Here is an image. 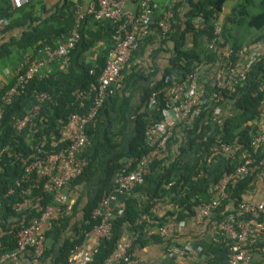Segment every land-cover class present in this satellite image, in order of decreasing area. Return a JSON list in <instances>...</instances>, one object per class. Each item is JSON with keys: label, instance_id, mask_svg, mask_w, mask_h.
Here are the masks:
<instances>
[{"label": "trees", "instance_id": "trees-1", "mask_svg": "<svg viewBox=\"0 0 264 264\" xmlns=\"http://www.w3.org/2000/svg\"><path fill=\"white\" fill-rule=\"evenodd\" d=\"M83 1L76 0L82 11L86 12L87 10H83ZM143 1L145 0H140L137 10L132 12L139 14L140 4ZM147 1L150 7L155 4ZM171 1L169 0L163 8L156 4L157 8L154 9L152 17L154 23L162 17ZM76 2L62 0L61 3L48 9L43 4L37 5L35 0H29V3L22 8L13 9L9 2L0 0V20L4 23V29L0 31V108L3 110L0 120V257L17 251L18 232L38 221L46 207L52 204V196L42 190L43 181L40 183L35 181V173L19 188L13 186L14 181L22 173L23 166L67 150L70 143L63 129L68 125L71 115H79L78 107L72 103L73 94L77 91H89L92 84H98V78L111 47L100 59H97L95 64L86 61L85 53L91 50L98 40L97 37L91 39L84 31L87 21H94L91 15H86L80 30V41L70 55L69 65L66 68L56 64L50 65L51 71H47V67L44 68L29 82L25 92L17 93L8 105H4L3 99L15 85V74L7 80L4 69L8 67V61L15 55L21 57L19 65L33 64L38 59V51L45 45L55 47L64 40L74 26ZM227 2L228 0H178L173 7L174 22L171 34L166 39H159L156 44L149 43L148 37L140 41V55L149 60L151 68L132 66L134 58L137 57L134 55L122 73L124 86L122 91L110 96L99 110L95 122L85 126L91 145L82 156L88 163L82 174L70 186L71 191L74 190V194L77 195L74 203L67 204L64 207L66 211L63 217L51 222L44 233L46 244L40 258L41 264H46L48 260H51L53 264H70L71 252L85 243L86 235L90 234L97 224L91 219V213L98 206L103 190L111 185L119 170L124 171L125 174L135 171L140 158L148 152L144 130L150 119L157 118L159 113V111L153 113L148 109L152 93L170 86L174 81H183L196 62H200V55L207 54L204 41L214 36L215 16H218L221 21L220 36L224 43L220 47L226 49L229 45L231 48L229 54L232 57L234 52L241 48L242 45L234 43L230 26L236 22L240 23L242 18L238 16L243 15L245 3L235 6L229 15L221 18ZM94 4L97 5V0ZM39 9L41 13L38 12ZM200 21L204 23L203 29H200ZM110 24L109 29L115 32L116 37H120L117 31L118 25L111 22ZM249 26L258 30L264 28V12L253 17ZM151 28L154 29V26L152 25ZM189 36L192 39L191 45L188 44ZM256 40L259 39H251L250 43ZM168 41L173 43L172 49H168L172 54L170 64L163 70H158L154 65L155 57L167 49ZM145 45L146 48L150 45L149 51L144 48ZM206 57L209 62L218 58L215 54ZM259 71L264 72V57L251 68L250 77H254ZM250 79L247 78L242 85L234 87V92L229 95L231 99H236L235 108L239 111L227 121L224 141L232 143L238 138L241 145L245 147L240 154L247 153L243 150L249 149L250 132L253 128L248 123L258 118L257 107L264 95L258 91L259 80L250 82ZM137 86H140L142 90V100L139 109H136V115L133 116L130 111L133 101L132 93L129 91ZM34 93H46L50 98L41 105L38 114L29 125V130H33L30 136L26 131L16 132L13 123L32 110L35 104ZM254 93H258L257 96H253ZM163 99L164 97L161 96L159 109L163 108ZM112 112L119 117V130H115ZM133 121V135L126 141V135L130 133L128 127ZM244 124H246L245 127H243ZM202 129L199 134L202 140L200 146H196L195 142L189 148H182L180 145L179 153L173 161L166 164L167 158H157L150 164V172L139 187L142 198L133 199L121 215L114 216L112 237L109 240L103 239L97 242L91 258L84 264H108L107 260L118 247L119 241L130 233L134 238L131 253L135 248H142L151 241L167 246L175 243L176 234L166 238L153 236L147 239L145 223L141 218L156 204L177 202L179 210L169 211L161 216L151 213L150 216L154 225H162L171 219L179 222L189 217L193 218L196 207L209 200V187L217 183L220 176L218 172L224 163H221L218 168L217 165L213 167L210 158L206 156L197 160L192 159L190 153L194 152V148L199 147L201 150L202 147L214 142L212 136L208 135L211 127L205 125ZM205 137L207 141L204 142ZM178 141L177 134L172 144H177ZM124 142H127V145L122 149L121 145ZM258 165L260 166L261 163ZM201 172L206 173L207 176L194 182L192 179ZM256 178V173L250 174L228 190L233 204L228 210L226 209V215L233 214L238 221H263L264 213L243 214L236 208V205L245 198H253V196H247L250 195ZM11 188L13 192L8 194ZM86 188L93 193L84 206V189ZM25 200L30 201L29 206L16 211L15 206ZM256 248L259 250L257 255L262 258L258 264H264V246H251V250Z\"/></svg>", "mask_w": 264, "mask_h": 264}, {"label": "built area", "instance_id": "built-area-1", "mask_svg": "<svg viewBox=\"0 0 264 264\" xmlns=\"http://www.w3.org/2000/svg\"><path fill=\"white\" fill-rule=\"evenodd\" d=\"M9 2L13 9H20L29 3V0H4ZM81 1V0H80ZM178 0H172L162 17L154 23L153 11L156 4L149 6L147 0L141 2L139 14L127 10L126 0H97V5H91L86 12H83L80 5L75 4V21L69 35L58 43L57 46L45 45L38 51V59L33 64H21L15 70V85L7 92L3 99L4 105L11 103L17 93L25 92L26 86L40 74L44 68L50 65H59L66 68L70 62V55L81 38V26L86 15H91L96 22L109 21L117 24V31L120 37L114 38V44L108 50V56L98 84H92L89 91H77L74 97H82L86 93H92L93 99L89 111L85 115L73 114L69 117V123L75 127L65 134L69 141V147L63 153L47 156L44 160H37L22 167V173L13 183L19 188L23 183L31 179L35 173V181H43V191L52 196V204L47 206L38 221L33 222L29 227L22 228L17 234L18 249L15 252L3 254L0 257V264L9 261L17 264L19 256L27 250H32V264H41L40 258L43 255L46 237L45 231L51 222L63 217L68 204L66 191L77 179L88 161L81 154L91 145L90 138L85 132L88 123L95 122L99 110L104 102L113 95L118 94L124 88L122 73L134 55L132 66L137 68H151L149 60L140 55V41L147 38L153 30L159 39H166L172 32L174 22L173 7ZM214 36L204 41L207 54L200 55V62H196L193 69L181 82L174 81L168 87L152 93L148 102L149 111L156 113L157 118H151L144 130V140L148 152L144 154L137 163L135 171L125 174L118 171L114 176L111 185L104 189L98 206L92 211L91 219L97 224L86 239L109 240L112 237V220L114 214L111 202L117 196L126 194L135 186L143 184L146 175L150 172V164L157 158L166 159L168 164L173 161L179 153V147L189 148L193 142L200 146L202 140L199 138L202 127H211L209 136H212L213 143L208 146L194 148L190 153L192 159H199L206 156L210 158L214 166L224 165L220 168L217 183L209 187L210 198L207 202L196 207L193 220L197 225L207 219L216 220V229L221 235L228 239L229 257L225 264H246L248 252L253 245H263L264 219L263 221L247 220L238 221L233 214L226 215V209L232 206L228 190L231 187L249 176L256 173V181L250 190V196L236 205V208L243 214L257 215L264 213V95L259 100L257 107L258 118L248 123L253 130L250 132V146L247 153L240 154L245 148L238 138L232 143L224 141L226 123L239 110L236 111L235 100L229 97L234 92V87L242 85L247 78L250 82L258 83V91L264 93V72H258L250 77L251 68L257 65L264 57V40H256L249 44L242 45L240 49L230 56V47H220L224 43L221 35V21L215 16ZM200 29L204 23L200 21ZM152 25L154 29H152ZM4 29V23L0 20V31ZM189 45L192 39L189 36ZM222 46V45H221ZM225 50V52H224ZM224 52V54H223ZM217 55L218 58L209 62L208 55ZM212 66V69L210 68ZM210 69V70H209ZM254 93L253 96H257ZM163 96V108L159 109L160 97ZM46 93H34V107L21 119H16L13 128L16 132L26 131L32 135L29 125L39 112L41 105L49 99ZM3 110L0 108V120ZM244 124L243 127H245ZM179 136L177 144H172ZM204 142L207 141L205 137ZM193 144V145H194ZM7 150V148L5 149ZM228 160V162H227ZM258 163H261L259 166ZM206 173L201 172L193 178L194 182L205 178ZM192 181V182H193ZM13 192V188L8 194ZM30 204L29 200L15 206L16 211L26 209ZM160 204H156L149 213H144L141 220L145 223L146 238L153 236L166 238L176 234V222L174 219L162 225H154L150 214H155ZM172 222V223H171ZM179 224V223H178ZM253 228V230H252ZM255 232V233H252ZM133 239L131 233L126 235L118 243V247L107 260L108 264H139L138 259L131 253ZM258 239V240H257ZM259 241V242H258ZM175 243L168 244L171 251L176 249ZM83 246H77L71 252L74 255ZM93 250L85 251L81 261H71L70 264H84L91 258ZM180 252L178 251V257ZM177 256V254L175 255Z\"/></svg>", "mask_w": 264, "mask_h": 264}, {"label": "crops", "instance_id": "crops-1", "mask_svg": "<svg viewBox=\"0 0 264 264\" xmlns=\"http://www.w3.org/2000/svg\"><path fill=\"white\" fill-rule=\"evenodd\" d=\"M62 0H35L37 5H45L48 9L53 8ZM72 3H75L76 0H71ZM96 0H84L82 3L83 10H87L91 5L94 4ZM126 8L129 11H136L138 8V4L140 0H126ZM150 2H154L159 5L161 8L167 5L169 0H149ZM235 1V2H234ZM228 0L226 5L224 6L221 18L229 15L232 9L237 5L239 0ZM41 13L40 9L38 10ZM110 22H95L92 20H88L84 26L85 33L91 38L94 39L97 37V42H95L93 48L85 53V59L87 62H91L95 64L97 59H100L102 55L107 52V49L114 44L115 32L109 29ZM149 43H157L159 37L155 30L151 32L148 36ZM147 38V39H148ZM147 42V41H146ZM151 45V44H150ZM149 45V46H150ZM149 46L145 49L148 50ZM173 43L172 41L166 42V48L162 52L156 55L154 60V65L158 70H163L168 67L170 64V58L172 54L168 51V49H172ZM149 51V50H148ZM21 61L20 55H15L11 60L8 61V67L4 69V75L7 80L15 73L16 68L19 66ZM27 62V61H26ZM47 71H51V67L49 66ZM132 93V107L130 111L132 115H136V109H139L142 100V90L140 86L131 88L130 91ZM128 94V93H127ZM93 94L86 93L82 97H74L72 98V103L78 107L79 115H85L88 113L90 105L92 103ZM112 119L115 122V130H119V117L116 113H111ZM133 119V118H132ZM134 121L130 123L128 132L126 135V141L129 140L132 134ZM75 127L74 123H68L66 127L63 129V133L67 135L68 131L72 130ZM127 142H124L121 147L125 148ZM85 152V151H84ZM83 152V153H84ZM81 154L84 155V154ZM83 157V156H82ZM140 186H135L126 194H122L117 196L114 202H111V207L114 214H119L123 212L129 203L133 199H141L142 195L139 192ZM83 190L81 189V192ZM93 191H89L88 188L84 189L85 199L83 200V205L87 203V200L91 196ZM66 195L68 197V204L72 205L74 203L76 194H74V190L71 191L69 188L66 191ZM175 210H179L177 202L166 203L164 205L159 206V209L156 211V215L161 216V214L166 212H173ZM81 215L79 216V218ZM172 223V222H171ZM179 223V224H178ZM176 236L177 240L175 241L176 249L175 251H171L167 245H159L154 242L147 243L142 248H135L133 255L138 259L139 264H225L229 257L228 245L229 241L227 238L223 237L221 233L216 229V220L207 219L203 223L197 225L192 218H186L185 220H181L176 222ZM253 230V228H252ZM255 233V232H252ZM70 235V234H67ZM258 240V239H257ZM259 242V241H258ZM264 243V236L263 241ZM50 244V242L48 243ZM96 242L92 240L86 239L85 243L82 244L83 249L79 250L74 255H71L70 261H81L82 256L85 251L94 250ZM264 246L261 242L259 243V247ZM178 251L180 255L178 257ZM258 248L256 250H249L248 259L249 261L246 264H258L262 258L258 256ZM177 254V256H175ZM32 250H27L19 256V261L17 264H32ZM1 264H12L9 261H5ZM46 264H53L51 260H48Z\"/></svg>", "mask_w": 264, "mask_h": 264}, {"label": "rangeland", "instance_id": "rangeland-1", "mask_svg": "<svg viewBox=\"0 0 264 264\" xmlns=\"http://www.w3.org/2000/svg\"><path fill=\"white\" fill-rule=\"evenodd\" d=\"M263 2L264 0L238 1L237 5L245 3V9L243 10V15L238 16L242 18L240 23L236 22L230 26L231 36L234 38V43H237L238 45H245L249 44L251 39L255 40L258 38L259 40H264V28L258 30L249 26V23L253 17L264 12Z\"/></svg>", "mask_w": 264, "mask_h": 264}]
</instances>
